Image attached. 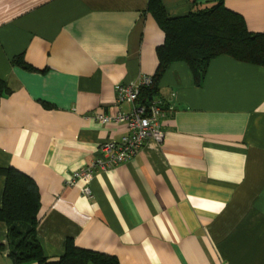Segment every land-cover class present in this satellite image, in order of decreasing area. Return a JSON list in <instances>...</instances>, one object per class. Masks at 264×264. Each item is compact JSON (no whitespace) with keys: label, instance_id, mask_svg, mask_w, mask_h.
<instances>
[{"label":"crops","instance_id":"1","mask_svg":"<svg viewBox=\"0 0 264 264\" xmlns=\"http://www.w3.org/2000/svg\"><path fill=\"white\" fill-rule=\"evenodd\" d=\"M217 1L264 32V0H163L171 16ZM150 0H0V168L40 191L37 237L57 260L73 240L121 264H264V66L213 59L197 85L185 61L159 80L162 143L95 172L79 171L126 125L96 115L130 112L116 86L154 76L165 33ZM6 176L0 173V208ZM0 264L10 257L0 221ZM37 264V263H30Z\"/></svg>","mask_w":264,"mask_h":264},{"label":"trees","instance_id":"2","mask_svg":"<svg viewBox=\"0 0 264 264\" xmlns=\"http://www.w3.org/2000/svg\"><path fill=\"white\" fill-rule=\"evenodd\" d=\"M149 10L163 29L165 41L158 47L154 84L143 89V99L160 94V77L177 61L188 63L197 85L203 83L211 61L222 55L264 66V32L250 31L244 17L223 1L182 16H171L163 0H150ZM10 92L8 83L0 79V99ZM0 173L6 176L0 221L8 227L14 264H121L115 255L81 248L73 240L67 241L62 256L50 259L37 237L40 191L35 180L14 166L0 168Z\"/></svg>","mask_w":264,"mask_h":264},{"label":"built area","instance_id":"3","mask_svg":"<svg viewBox=\"0 0 264 264\" xmlns=\"http://www.w3.org/2000/svg\"><path fill=\"white\" fill-rule=\"evenodd\" d=\"M154 84V77L143 75L137 82H123L116 86V100L118 104L132 105L130 112L117 113L109 116L97 114L102 123L114 121L126 125V132L119 140H108L100 147V155L85 168L73 173L68 185H76L79 180L84 182L81 187L83 196L91 198L93 193L90 180L95 172L106 171L110 168L126 163L133 159L145 146L147 141L155 140L162 143L165 137L163 118L166 103L160 96L149 100L141 97L145 87Z\"/></svg>","mask_w":264,"mask_h":264}]
</instances>
